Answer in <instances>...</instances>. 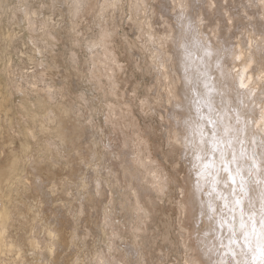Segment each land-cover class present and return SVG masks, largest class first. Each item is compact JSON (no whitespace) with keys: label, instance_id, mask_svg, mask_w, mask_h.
<instances>
[{"label":"rangeland","instance_id":"rangeland-1","mask_svg":"<svg viewBox=\"0 0 264 264\" xmlns=\"http://www.w3.org/2000/svg\"><path fill=\"white\" fill-rule=\"evenodd\" d=\"M1 2L0 104L4 109L0 106V176L5 175L12 152L22 151L26 126L30 124L36 131L23 174L29 182L0 188V207L9 204L13 208L10 235L23 247V264H100L102 252L111 264H191L193 245L201 264H218L221 259L235 264L233 254L235 260L250 261V254L240 255V247L233 246L230 251L227 239L221 246V237L229 233L219 230L221 211L227 209L216 186L219 176H227L219 166L213 169L219 175H208L205 164L211 154L206 143L195 147L193 157V151L178 142L176 136L182 137L179 133L184 131L183 114L178 113L179 117L173 112L176 108L183 113L189 110L188 116L200 114L199 104L207 97L205 79L214 82L212 97L202 103L203 109H209L215 119L230 118L227 107L236 115L228 121L239 126L243 135L238 137L230 128L229 158L231 151L239 153L243 147L242 163L258 174L248 173L245 178L248 195L259 192L258 186H264V133L254 123L264 112V0H140L138 8L136 0ZM28 8L39 11V20H53L52 51L45 56L46 82L36 86L32 95L20 91L11 95L4 66L12 64L19 81L22 67L33 66L19 51L30 52L34 47L24 20ZM15 18L18 23L9 22ZM203 27L211 32H201ZM8 30L21 32L22 38L9 45ZM172 38L176 43L185 40L197 90L193 84L190 92L182 87L184 74L177 64H183ZM234 46L249 53L245 78L239 73L238 59L229 62L231 69L226 71L231 74L224 81L219 68L228 63V50ZM211 47L213 53L206 51ZM97 55L115 68L111 80L105 75L109 64L104 66L101 58L97 59L101 69L94 70ZM167 70L172 74L171 86ZM110 81L114 87L109 86ZM49 84L54 95L46 89ZM185 94L193 96V103L188 104ZM246 94V106L253 115L244 130L236 109L243 108ZM228 96L233 97L231 102ZM186 104L191 105L192 114ZM49 113L53 122L47 129ZM219 125L224 129L221 122ZM137 136L145 141V153L154 160L153 167L168 181L165 194L146 182L136 162L133 143ZM238 139L244 140L242 145ZM48 143L57 144L58 150H51ZM253 151L258 162L252 160ZM199 179L202 189H207L205 203L198 195ZM221 186L218 191L228 196L223 183ZM138 224L141 230L135 232ZM36 228L40 248L30 242ZM51 231L57 234L54 246ZM203 237L208 238V252ZM251 242L255 246V240Z\"/></svg>","mask_w":264,"mask_h":264},{"label":"bare ground","instance_id":"bare-ground-1","mask_svg":"<svg viewBox=\"0 0 264 264\" xmlns=\"http://www.w3.org/2000/svg\"><path fill=\"white\" fill-rule=\"evenodd\" d=\"M76 2H79V0H76ZM1 3L2 2L0 0V9H1V5H2ZM136 6H137V8H138V6H140V0H136L135 7ZM10 8L11 7H9L8 9H10ZM39 18H40V15H39V11L37 9H35V8H28V11L24 15V20L26 21V23H27V25L29 27V30H30V33H31L30 36L32 38L30 40V42H32L34 44V47H31L30 52L29 51H27V52L25 51L24 52L22 49L19 50L21 52L22 56L25 55L26 58H28V61L30 62V64L33 65V66L30 67V65L27 64V65H25V67H22V71L20 72L21 77H22V81H19L18 79L15 78V76H14L15 74H13L14 72H13V65L12 64H6L4 66V72L6 74H8V76H9V88L8 89H9V92H10L11 95L15 94L18 91L23 92V93H26L27 95H32V93L34 92V88L36 86L42 85L43 82H46L45 79H43V75H44V71H45V63H46V61H45V58L46 57L45 56H47L48 53L52 51L53 43H52L51 38L54 36V34H52L53 33L52 32L53 20H51L50 17H44L42 20H39ZM13 21L14 20L9 19V22L10 23H13V24L14 23H18V20L17 19L14 22ZM39 21H40V23H39ZM188 25H189V23H188ZM205 26L206 25H204V27ZM203 28H201V30H200L201 32H205V31H208L209 32V30L211 32V29H209L210 27L208 28L209 30H206V28H204V30H203ZM182 31H183V33H182L183 36L182 37H184L185 36L184 28H182ZM5 37H6V40L9 42V45H12V43H14V41H15V39L17 37L22 38V34H21V32H16V30H12V31L11 30H8V32H6V36ZM179 38H180V36H179ZM212 38L213 37H211L210 39H212ZM183 41H185V40H183ZM183 41H182V39H180V42L179 43H176L175 40L172 38V41L171 42H172L173 45L174 44H177L176 46L179 48V50L177 49L178 50L177 53L180 52V53H178L179 54V61H180V63L183 64V65H181L179 63L177 64V65L180 66V70L184 74L183 75V79H180L179 78L180 79V82L182 84V87H184V89L186 87L187 88L186 90H188L190 92V90L192 88V85H190V84H193L195 86L196 90H197L198 87L196 86V84H197L198 81L195 78V74H194L195 72L192 69L193 64L192 63H189V61H190L189 59L191 57L188 54L189 52L187 53V50L185 48V44L183 43ZM24 43H26V42H24ZM240 45H242V44L240 43ZM36 46H39V49L38 50L36 49ZM212 46H214V45H212ZM239 46H238V48H239ZM238 48H236L235 46L229 48V50H228V54H229L228 63L226 61V63H224L222 65V67L219 68L220 69L219 71L221 72V75H222V78H223L224 81L227 80L228 77L231 74L229 71L228 72L226 71V68H228L229 70L231 69V65L229 64V62H231L233 60H238V59H240V61H241V64L239 63L241 65L240 66L241 68L239 70V73L241 74V77L245 78L244 75H245V72H246V65L248 63V60H250V57H249V53L246 52L244 50V48H241V50L238 49ZM183 49H185V51ZM167 51H168V49H167ZM206 51L213 53L214 49H213V47H211L210 49H208ZM169 55H171V54H169ZM40 56H42L41 59H39ZM100 58H101V56L97 55L93 59V62L95 63V69L94 70H96V69L100 70L101 69V67L99 66L98 61H97V59H100ZM177 58L178 57H176V60H177ZM207 58L208 57H206V59ZM251 58L254 59L253 57H251ZM176 60H174V61H176ZM101 61L103 62V65L104 66H106L107 64H109V67H105V70H106L105 75H106V77L109 80H111L115 68L111 65V63L109 61L107 62L103 58H101ZM39 67H42L41 70L39 69ZM24 68H27V70H24ZM189 69H191V72L189 71ZM209 69H211V68L209 67ZM181 71H180V73H181ZM176 73H178V72H176ZM211 74H213V73H211ZM165 75H166V78L169 79L168 85H170L171 82H172V79H171L172 74H170V70H167L166 73H165ZM177 75L180 77L182 74L179 75V73H178ZM174 79H177V78H174ZM174 81L175 80H173V82ZM173 84L175 85V83H173ZM213 84H214V82L212 83L211 80L205 79V86H207V89H206L207 90V92H206L207 93V97L205 98V100H203V102H201V104H199L200 114H196V113H193L192 112V108L190 107L191 105L189 106L188 104L189 103H193V96L186 95V94L184 95L185 97L187 96V100H188V104H186L188 106H186V107H188L190 109L191 114L192 113L193 114L190 115V116H188L187 115L188 113H186V112H188L189 110L187 109L188 111H186V108H184V107L183 108L185 109V111H186L185 113L186 114L183 113L184 110H182L183 112H179L178 109H176V108L174 109V112L173 113H175L177 115H178V113L179 114H183V117L180 118V120H181L180 122L183 124L182 126L184 127V129H183L184 131H182L180 133L178 132L179 135H181V133H182V137L181 136H176L178 142L180 141L182 143L181 145H184L191 152L193 151V155L192 156L194 157L195 156L194 155L195 154L194 153L195 147L197 149L201 148L200 145H201L202 142H201L200 130H203L204 131V139L206 141H208L205 144V146H206V148L209 150V152L211 154L207 163H209L211 161H215L216 163H215V167L213 169H217L218 166L221 167L220 166V163L218 162L219 151L217 150L215 153H213V148L215 147V145L212 143V139H213L212 138V132H211V129L209 127V123H207V120L209 119V117H211V119L213 121L214 120H217L219 123L221 122L222 123V126L224 128H232V129H234L237 132V134H235V135H237L238 137H242L243 134L240 133V131H237L240 128L239 126L238 127H233V123H229L228 120L231 119V118H236V115L233 114L228 107H227V110L230 113V118L227 115H225V116H223L224 119L223 118L221 119L220 117H217L218 119L217 118L215 119L212 116L211 113H208V110L209 109L208 110H204L203 109L204 107L202 106V103L209 102L210 99H211V97H212V94H213V86L212 85ZM222 84H224V83H222ZM109 86L110 87H114L113 86V83L111 81L109 83ZM173 88H176V87L174 86ZM46 89H47L48 92H50L51 95H54L53 86L51 84L47 85L46 86ZM216 89H217V87H216ZM176 91L179 94V91L178 90H176ZM176 91L174 93H176ZM184 91L185 90H183V92ZM171 93H173V92H171ZM199 97L201 98V96H199ZM177 98H178V96H177ZM232 98L233 97H229L228 96V101L231 102L232 101ZM247 98H248V95L247 94L244 95V97L242 99L243 104H244L243 105V108L241 109L240 106H239L236 109L237 110L238 117H241L242 118V120L240 119V121L244 124V130L249 126L248 125L249 124L248 118L250 116L252 117V115H253L252 112H249L248 111V108L246 106ZM182 100H184V99H182ZM183 102H182V104L179 102L180 105H184ZM33 104L36 105V103L34 101H33ZM3 105H4L3 103L0 104V106H1L2 109H4V106ZM112 111H113V114H115V115L118 114V113H116L115 110H112ZM201 115L203 117H201ZM52 117H53L52 114L49 113L48 116H47V122L49 123V125L46 126L47 129H50L51 128V125L50 124H51V122H53ZM188 117H190V118L188 119ZM219 120H221V121H219ZM218 122H216L217 131H222L223 128L219 125ZM210 125H211V128H213V125L212 124H210ZM256 125L259 126L260 132L261 133H264V112L261 114V116L258 119L257 123H254V126H256ZM196 130L198 131L199 135L196 134ZM35 132L36 131L33 129V127H31L30 124L26 126V141H25V143H23V149H22V151L19 154H17L15 151L12 152V155L10 157V161L8 163V166H7V169L5 170V175L3 173H1L2 175L0 176V188L1 187H5V186L6 187H9V186H12V185H14L16 183H23L24 182L25 184H27V182H29V179L24 178L23 177V174L26 171V163L30 159V155L29 154H30V151H31L32 146H33L32 143H31V138L32 137H35V135H36ZM175 134H177V133H175ZM255 137H257V134H256ZM258 137H260V136H258ZM254 139H252V140H254ZM145 144H146L145 141L140 136L135 137L133 146L135 148L136 155H137L136 162H137L138 166L141 168L140 170H141V172H143L144 177L147 180L146 182H148V184H150V186L153 189H155L157 192H159L161 194H165L166 188L168 187V185H167V182L168 181H166L165 175L162 173V171H160L159 169L153 167L152 164H153L154 160L152 159V157L150 155H147L145 153V148H144ZM126 145H128V142L126 143ZM48 147L51 150H53V151H57L58 150L57 149L58 148L57 144H54V143H48ZM262 147H263V150H264V143L262 144ZM191 152L189 154H191ZM236 152H237V154H239L238 151H236ZM252 155H253L252 156L253 157L252 160H255L256 162H258L259 159H258L257 155L254 154V151H253ZM256 168L257 169H260L259 163L256 164ZM213 169H211V171H213ZM196 170H197V168H196ZM249 172L252 173V174H254V176H256V177L258 176V174L255 172V170H254L253 167L251 169H248L247 167H245V172L243 173V175H244L245 178H247V174ZM215 178H216V176H215ZM221 179L226 180V179H224L223 176H219L218 177V180L220 181ZM202 182L203 181L201 179L198 180V183H200V184H199V187H197V189L199 191L201 190L198 193V195L201 197L202 202L205 203V201H204L205 199L203 198V193H206L207 192V189L206 190H203L202 189V186H201L203 184ZM221 184H222V182H219V183H217V186H216L218 194H222L220 192L221 189L223 188L221 186ZM258 189H259V192L256 195H253L252 194L250 196L252 198L254 204H255L256 209L258 207V205H257L256 202H259V204H260L259 197H260L261 191H264V186L263 185H259L258 186ZM218 190H220V191H218ZM181 207H183V209H186V206L183 205V204H181ZM213 208H216V207L213 206ZM206 211H207V208H206ZM12 216H13V208H12L11 205L5 204L2 207H0V264H23L24 263V260H25V258H24V252H23V247L18 242L17 238H15L12 235H10V222H11ZM142 216L143 215L140 213L139 218H142ZM201 220H202V224H204V222H205V216H203ZM134 229H135V232L141 230L139 224L136 225ZM36 230H37V228L34 229V231H33V237L30 238V242L36 248H40L41 247V239H40V237L37 236ZM183 230H185L187 233H189V230H186V228H184V227H183ZM50 235L52 237L51 246H54V241L57 238V234L54 231H51ZM207 239L208 238H205V237L202 238V241L203 240L206 241V246H205L206 252H208V249L210 248V245L207 243ZM253 240H255V239L253 238ZM215 245H216V243H215ZM232 249H233V247H232ZM244 249H247V246L244 247ZM191 250L193 251V253L191 254V264H201L200 257L198 256L199 255V251H198L197 247H195V245H193L191 247ZM235 251L236 250H233L234 253H235ZM236 253H237V251H236ZM228 261H230V260H228ZM99 262H100V264H111L109 262L107 256H106L105 252H102L99 255Z\"/></svg>","mask_w":264,"mask_h":264},{"label":"snow or ice","instance_id":"snow-or-ice-1","mask_svg":"<svg viewBox=\"0 0 264 264\" xmlns=\"http://www.w3.org/2000/svg\"><path fill=\"white\" fill-rule=\"evenodd\" d=\"M207 123L212 124V143L215 145L213 153L217 150L220 156V172L226 174L227 179H221L225 188L228 191V196L220 194L219 199L224 202V208L227 212L221 211L219 230L225 229L229 233L227 237H221V246L224 247L223 240H228L227 247L232 250L233 246L241 248L240 255L247 256L250 254L251 260L244 259L233 260L235 264H264V191L260 194V207L256 209L252 198L248 195V181L245 180L243 173L245 166L242 161L245 159V151L241 148L239 154L236 151H231L229 158V146L232 143L230 139V128H224L222 131H217L216 122L209 117ZM239 131V130H237ZM201 142L207 143L204 139V131L200 130ZM241 145L243 141H239ZM215 161L205 164V169L208 175H217L218 173L211 171L215 167ZM250 174V172H249ZM219 209H213L217 211ZM238 224V227H237ZM255 239V246H252V239ZM247 246V253L244 252V247ZM218 264H233V261H224L221 259Z\"/></svg>","mask_w":264,"mask_h":264}]
</instances>
